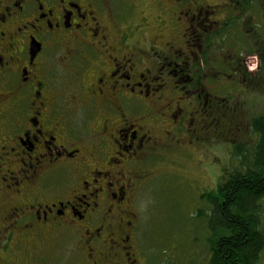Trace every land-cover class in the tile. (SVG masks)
Listing matches in <instances>:
<instances>
[{"label": "flooded vegetation", "instance_id": "af4514ba", "mask_svg": "<svg viewBox=\"0 0 264 264\" xmlns=\"http://www.w3.org/2000/svg\"><path fill=\"white\" fill-rule=\"evenodd\" d=\"M255 1L0 0V264H151L142 191L195 150L213 179L212 53Z\"/></svg>", "mask_w": 264, "mask_h": 264}, {"label": "rangeland", "instance_id": "374dc122", "mask_svg": "<svg viewBox=\"0 0 264 264\" xmlns=\"http://www.w3.org/2000/svg\"><path fill=\"white\" fill-rule=\"evenodd\" d=\"M254 5L249 24L235 25L229 40L214 46L212 53L211 67L217 69L214 91L221 99L215 101L218 103L215 150L204 157L213 179L209 180L202 169L195 166L199 158V151L195 150V162L185 159L176 166H166L165 175L156 177L142 191L139 201L141 249L149 256L151 264H208L211 236L208 216L201 218L198 214L199 211L208 213L209 207L207 201L200 200V192L214 190V177L218 179V186L222 185L226 176L238 168L235 149L241 147L239 151L249 155L257 139L250 125L264 118V0H260V4L256 0ZM224 50L232 58L226 56ZM257 64L258 70L254 72ZM228 67L232 72L226 69ZM239 68L244 69V76L234 71ZM197 184L201 189L195 187ZM261 226L264 231V201ZM70 247L68 244L67 248ZM51 252H55L56 264L71 263L64 257L56 258L58 252L65 255L66 250L52 248ZM257 264H264V249Z\"/></svg>", "mask_w": 264, "mask_h": 264}, {"label": "trees", "instance_id": "16d2710c", "mask_svg": "<svg viewBox=\"0 0 264 264\" xmlns=\"http://www.w3.org/2000/svg\"><path fill=\"white\" fill-rule=\"evenodd\" d=\"M256 141L249 155L235 149L238 168L218 186L208 203V264H257L264 249L261 226L264 201V118L250 125ZM247 156L249 157L247 160Z\"/></svg>", "mask_w": 264, "mask_h": 264}]
</instances>
